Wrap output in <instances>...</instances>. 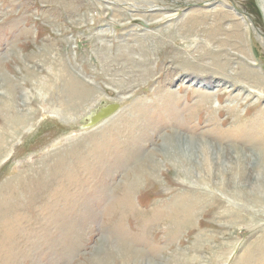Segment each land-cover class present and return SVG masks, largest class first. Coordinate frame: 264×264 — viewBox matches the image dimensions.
<instances>
[{"label":"rangeland","instance_id":"rangeland-1","mask_svg":"<svg viewBox=\"0 0 264 264\" xmlns=\"http://www.w3.org/2000/svg\"><path fill=\"white\" fill-rule=\"evenodd\" d=\"M0 264H264V0H0Z\"/></svg>","mask_w":264,"mask_h":264},{"label":"water","instance_id":"water-1","mask_svg":"<svg viewBox=\"0 0 264 264\" xmlns=\"http://www.w3.org/2000/svg\"><path fill=\"white\" fill-rule=\"evenodd\" d=\"M120 108V104L117 102L106 104L100 107L95 113L90 114L87 118V122L83 125V128H92L101 123L102 121L113 116Z\"/></svg>","mask_w":264,"mask_h":264}]
</instances>
